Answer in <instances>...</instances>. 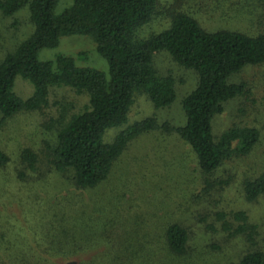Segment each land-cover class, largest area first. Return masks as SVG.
I'll return each instance as SVG.
<instances>
[{"label": "trees", "instance_id": "16d2710c", "mask_svg": "<svg viewBox=\"0 0 264 264\" xmlns=\"http://www.w3.org/2000/svg\"><path fill=\"white\" fill-rule=\"evenodd\" d=\"M60 1L0 0V12L6 17L27 6L34 25L31 37L0 62V129L7 119L47 105L50 87L67 86L87 94L86 111L59 130L52 166L76 190L88 192L89 199L80 195L77 200L67 196L50 202L42 210L44 216L39 217L33 238L26 235L27 247H20L17 231L7 228L13 238L8 239L7 232L1 234L0 264H196L198 252L192 250L186 228L163 223L157 227L158 233L150 234V223L141 225L129 216L131 211L118 206L117 188L110 193L105 188L130 144L157 132L189 145L205 176L235 157L249 155L260 141L258 130L234 127L216 138L213 123L227 103L247 94L245 85L231 84L230 78L248 66L264 65V31L253 35L236 27L207 30L191 15L179 13L167 31L137 41L133 35L150 22L157 0H72L58 14ZM221 1L213 5V15L233 17V10L228 15L220 13L222 5L231 2L241 5L234 11L236 20L264 24V12L247 11L254 0ZM71 36L90 37L107 62L108 73L80 68L72 57L39 59L43 50L56 49L63 38ZM160 52H167L177 65L197 75L195 89L183 100L185 125L173 127L151 118L129 126L107 142L109 130L128 123L136 93L147 95L157 110L176 101L175 81L158 76L154 67V56ZM19 77L34 86L28 100L14 92ZM36 159L30 151L23 153L32 169ZM8 162L0 151V174ZM244 192L249 202L258 200L264 195V176L247 181ZM215 216L228 237L243 236L246 242L256 244L257 228L248 226L245 213L231 214L236 226L226 213ZM234 264H264V252H248Z\"/></svg>", "mask_w": 264, "mask_h": 264}, {"label": "rangeland", "instance_id": "374dc122", "mask_svg": "<svg viewBox=\"0 0 264 264\" xmlns=\"http://www.w3.org/2000/svg\"><path fill=\"white\" fill-rule=\"evenodd\" d=\"M157 2V10L150 22L135 31V40H149L167 31L179 13L191 15L207 30L236 27L253 35L264 31V24L260 26L257 21L236 20L234 11L241 5L231 2L224 3L220 10L223 14L233 10L231 18L213 15L216 0ZM71 4L72 0H61L56 13ZM247 7V11L263 13L264 0L251 1ZM220 21H224L222 25H219ZM33 32L27 6L10 17L0 12V62L13 54ZM59 56L72 57L80 68L108 73L107 62L98 54L90 37L63 38L58 48L43 50L39 59L51 61ZM154 67L158 76L172 77L175 81L176 101L169 108L157 110L147 95L136 93L128 123L123 128L109 130L105 137L107 142H112L129 126L151 118L173 127L185 125L183 100L197 85L196 73L177 65L167 52L154 56ZM230 83L245 85L247 94L225 105L224 113L213 123L214 136L219 138L234 127L258 130L260 141L249 155L235 157L213 175L205 176L199 170L196 155L189 145L177 137L157 132L130 144L105 188L109 193L117 188L115 191L120 195L118 206L122 205L125 212L131 211L129 216L140 220L141 225L150 223L153 226L149 227L150 234L158 233L157 227L163 223H178L186 228L192 250L198 252L196 264H234L248 252H264V195L249 202L244 192L247 181L264 176V65L248 66L232 76ZM14 92L21 99L28 100L35 90L28 80L19 77ZM88 107L87 94L67 86H53L49 89L48 103L42 109L20 113L5 121L0 129V151L9 162L0 174V236L12 227L20 237L17 243L20 247H27L25 238H33L42 210L50 202L67 196L77 200L81 195V198L89 199L88 192L76 190L71 181L56 174L52 166V151L59 130ZM25 151L36 155L33 169L23 160ZM207 187L209 189L205 192ZM219 212L230 217L231 214L245 213L248 226L257 228L256 244L246 242L243 236L228 237L216 220L215 214ZM229 220L236 226L232 217ZM6 236L13 238L8 232Z\"/></svg>", "mask_w": 264, "mask_h": 264}]
</instances>
